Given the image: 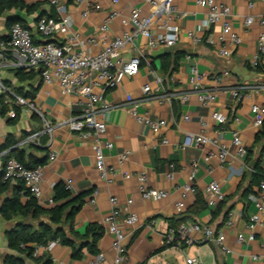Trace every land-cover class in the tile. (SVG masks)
Masks as SVG:
<instances>
[{"label":"crops","instance_id":"1","mask_svg":"<svg viewBox=\"0 0 264 264\" xmlns=\"http://www.w3.org/2000/svg\"><path fill=\"white\" fill-rule=\"evenodd\" d=\"M31 8L27 10L5 11L0 16V37L8 34L7 23L10 19L21 20L29 28L36 42H52L54 39L43 40L36 30L38 20L43 16H54V9L48 0H23ZM67 2L66 0H64ZM112 0H101L103 10L82 18L83 8L69 4L68 13L74 24L73 32L81 37H90L101 26L111 10H116L122 16H127L134 8H139L144 14L150 13L148 0H120L113 5ZM197 0H176L180 14H184L177 21V26L185 34L194 31L204 35L202 22L206 18L207 9L199 7ZM230 6L231 16L227 19L242 38V44L230 59L224 60L217 56L216 51L208 45H193L186 37L173 48L164 51H150L143 39L138 40L139 52L127 50L124 59H145L139 73L134 77H124L119 85L106 93V99L116 106L107 115L108 129L105 139L114 144V150L107 152V164L117 173L113 184H106L99 178L95 168L94 151L91 141H85L73 133L67 126L58 128L53 137L44 136L40 144H27V138L41 131L43 123L40 118L31 113L22 112L16 124H11L7 117L0 122V148L10 141L11 149L0 153V174L8 155L16 151H25L27 155H35L42 159L49 158L51 152L58 157L48 162L44 167V181L42 185L41 203L50 208L54 186L58 183L71 185V193L78 196L82 193L97 191L86 199L81 211L77 214L73 228L80 235L85 234L90 224L103 226L104 219L112 212L111 197H117L120 207L134 212L139 222L134 227L122 226L129 236V258L125 264H188L192 257H199L202 264H264V215L262 224L256 229V238L252 242H239V235L246 239L250 233L248 224L251 216L256 212L250 202L251 194L258 191L257 181L254 179L255 165L260 162L264 170V139L256 144V138L262 128L254 126L251 108L253 105H264V91L256 89L264 85V71L257 73L251 69L252 58L259 53V37L264 33L257 21L250 27L244 25L248 17L260 18L264 15V0H217ZM124 31L120 19L111 25V34L119 35ZM219 31V27L216 28ZM183 55L178 69L171 75L162 71V64L166 55L173 60L177 54ZM260 63L264 66V53L260 54ZM192 65L198 66L206 78L203 85L215 88L221 80L223 88L219 91L214 105L204 107L197 97L192 95L188 102L180 104L178 100L164 98L175 92L189 89L188 77ZM2 82L11 88H21L25 93L38 89L34 97L35 103L45 115L54 123L63 122L76 117L85 108V101L75 95H64L57 85H44L39 77L31 82H20L16 77L15 68L6 67L0 71ZM156 78L163 82L158 87ZM7 85V86H8ZM150 86L154 91L160 88V100H144V88ZM247 87L242 91L241 98L234 97L235 88ZM139 102L136 109L140 117L147 120H164L167 125L152 132L145 122H139L130 114V102ZM215 111L224 112L229 121L222 129L221 142L227 147L229 156L225 164H220L214 156L207 160L210 153L217 154L218 149L207 146L205 149H181L186 133H199L201 120L208 123L207 135L216 137L220 132L213 119ZM189 120H185V117ZM239 133L244 145L248 148V156L244 161L235 157L232 145V134ZM45 140V143H44ZM168 143L164 144L163 141ZM42 147L45 152L37 151ZM130 152L129 160L120 164L118 156ZM261 160V161H260ZM197 162L199 169L194 181L195 193H190L185 199V209L179 213L176 204L182 200L183 186L189 182L192 163ZM174 166L172 168L171 166ZM145 172L148 186L152 189L165 190L168 197L161 201H145L139 193V181L134 174ZM125 173L132 174L130 178ZM172 173V178H168ZM217 180L225 201L221 212L214 219L216 209H201L200 204L206 202V188L208 184ZM11 190L0 195V207L5 198L10 197ZM133 201L127 205L128 201ZM198 200L200 204L198 206ZM207 203V202H206ZM230 212V213H229ZM232 216L233 223L228 226L227 214ZM180 221L179 225L200 223L212 227L225 235V246L229 252H224L220 246L206 240L201 234L190 233L193 240L187 244L181 238H176L173 246L165 244L166 234L171 229V222ZM175 224V223H174ZM14 226L13 222L5 221L0 215V253L2 256L14 255L7 247L6 232ZM69 235V228L65 226ZM113 237L104 233L98 243V253L85 251L82 260H74L70 248L58 244L50 253L53 264H90L100 254H103L107 264H113L115 253L112 248ZM0 264L3 261L0 259Z\"/></svg>","mask_w":264,"mask_h":264},{"label":"built area","instance_id":"2","mask_svg":"<svg viewBox=\"0 0 264 264\" xmlns=\"http://www.w3.org/2000/svg\"><path fill=\"white\" fill-rule=\"evenodd\" d=\"M54 9V16H43L38 20L36 30L43 40L54 39L52 42H36L32 31L20 23L13 24L6 39L0 40V71L6 67L23 69L27 72H38L39 78L44 85H57L62 94L75 95L81 100L85 108L81 114L69 118L63 122L49 121L35 103L34 98L17 94L9 88L0 78V122L1 109H6L8 119L18 118L17 110L31 113L41 119L43 126L41 131L30 135L25 143L40 144V139L44 136L53 137L54 132L61 127L67 126L73 133L85 141H91L94 151L95 168L102 182L110 185L116 178V171L107 164V152L114 150V144L105 139L108 129L107 115L116 108L106 99V93L116 88L124 77L136 76L145 59L133 58L129 61L124 59L127 50L139 52L138 40L143 39L146 47L150 51H164L175 47L182 37H186L193 45H208L212 47L217 56L221 59H230L237 48L242 44V38L233 28L232 23L227 19L231 16L230 6L219 3L217 0H197L199 7L207 9V15L202 22L204 35H199L194 31L185 34L177 26V21L184 14H180L176 0H148L150 13L144 14L141 9L134 8L129 15L122 16L116 10H111L107 18L103 21L98 30L90 37H81L73 32L74 21L68 13V5L64 0H48ZM113 5L120 3V0H112ZM83 8L82 18L89 17L92 13L103 10L101 0H75L74 3ZM120 19L124 31L119 35L111 34V25L116 19ZM264 27V15L258 19L248 17L244 21L246 27H250L255 22ZM219 27V31L216 28ZM264 53V33L259 37V53L255 55L250 66L258 67L260 64V54ZM206 76L201 73L198 66L192 65L188 77L189 89L184 92H173L164 95L169 100H178L180 104L188 102L192 95H195L204 107L215 104L221 88L222 82L218 80L215 88H207L203 85ZM158 87H162L163 82L156 78ZM247 87L235 88L232 91L235 98L240 99L241 93ZM256 89L264 91V85ZM144 100H160V88L153 90L150 86L144 88ZM139 102H130V114L139 122H145L152 132L164 128L167 123L164 120H147L137 113ZM251 114L256 128L261 129L264 125V105H253ZM214 123L220 127V132L216 137L207 135L208 123L201 120V131L199 133H186L181 145V149L198 148L205 149L213 146L218 149L216 155L210 153L207 160L216 156L220 164H225L230 155L227 147L221 142L222 130L229 121L228 115L224 112L215 111L212 114ZM189 120V117H185ZM164 144L168 141L164 140ZM232 145L235 149V157L244 161L248 156V148L244 145L239 133L232 134ZM130 152L121 153L118 156L120 164L126 163L130 158ZM58 157L56 152H51L48 162L54 161ZM44 167L27 168L15 158L8 159L2 170L3 182L16 185L23 182L31 195L36 198L42 206V185L44 181ZM174 168V166H171ZM199 169L197 162L192 163V172L189 182L184 185L182 200L176 204V209L182 213L185 209V199L188 194L195 193L194 181ZM126 178L132 174L125 173ZM139 181V193L145 201H161L168 197L165 190L152 189L148 186L145 172L134 174ZM168 178H172V173H168ZM71 190V185H66ZM97 195L94 191L93 197ZM206 202L209 209H216L224 200L221 185L217 180L211 181L206 188ZM256 212L251 216L248 230L249 237L246 239L239 235V242H252L256 238V229L262 224L264 215V177L258 187V191L249 197ZM129 200L127 205L132 204ZM50 200V205H53ZM112 212L103 221L104 233L113 237V251L115 258L113 264H125L129 258V236L122 226L134 227L139 222L136 213L122 209L117 197L110 198ZM233 223L230 216L227 225ZM196 232L201 234L206 240L214 242L224 250L229 252L225 246V235L221 231H216L212 227L200 223L182 224L176 229H170L165 237V244L172 245L176 238H181L187 244L193 242L189 234ZM58 245L57 242H50L47 246L37 247L34 255L36 257L43 253H52ZM90 264H107L105 256L100 254ZM188 264H202L199 257H192Z\"/></svg>","mask_w":264,"mask_h":264},{"label":"trees","instance_id":"3","mask_svg":"<svg viewBox=\"0 0 264 264\" xmlns=\"http://www.w3.org/2000/svg\"><path fill=\"white\" fill-rule=\"evenodd\" d=\"M66 1L67 5H69L73 4L75 0ZM13 9L27 10L28 12H31L30 6H28L23 0H0V16L5 11H11ZM15 23H20L24 27H27L17 18L10 19L7 23V27L10 29ZM3 39H6V36L0 37V40ZM182 56L183 55L178 53L173 60H170V55H166V59L162 64V71L166 75H171L178 69L179 61ZM250 68L257 73H262L264 71V66H262L261 63L256 68ZM15 71L17 79L22 83L31 82L39 77L38 72H27L20 68L15 69ZM8 87L11 88L9 85ZM11 89L19 95L30 98H34L38 91V89H35L34 91L25 93L21 88ZM17 113L19 118L21 110L18 109ZM1 117H6V109L4 107L1 109ZM18 118L9 119V122L11 124H16ZM263 139L264 125L256 138V144ZM11 144L12 143L8 141L0 148V153L11 149ZM35 147L39 152L46 151L42 147ZM7 157L8 159L15 158L30 169L38 166H45L48 161L47 156L40 159L33 154L27 155L25 151H16ZM253 176L259 187L264 177V170L262 169L260 162L255 165V173ZM2 178L3 173L0 174V195L7 193L9 190H11L12 195L5 198L3 201L0 207V215L5 221L14 223V226L6 232L7 247L14 253V255L2 256L0 253V259L3 261V264H53L52 257L49 253H43L38 257L34 255L37 247H45L50 242H57L62 246L70 248L74 260H82L85 251L95 255L98 253V243L104 235L103 226L99 224H90L83 235L77 233L73 228V223L77 214L81 211L86 199L91 196L93 190L74 196L71 191L67 189L65 183H58L54 186L53 190V206L45 208L31 195L23 182L16 185H10L4 183ZM199 201L200 200H198V206L201 202V209L207 208L206 202ZM224 201L213 213L214 219L220 214ZM229 213L226 218H228ZM179 224L180 221L171 222L170 228L176 229ZM65 226H68L69 228V235L65 232ZM174 244L175 243L169 246H173Z\"/></svg>","mask_w":264,"mask_h":264}]
</instances>
